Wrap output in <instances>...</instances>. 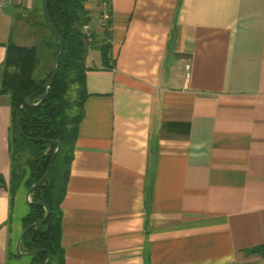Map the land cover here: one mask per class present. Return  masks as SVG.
Instances as JSON below:
<instances>
[{"label":"crops","instance_id":"obj_1","mask_svg":"<svg viewBox=\"0 0 264 264\" xmlns=\"http://www.w3.org/2000/svg\"><path fill=\"white\" fill-rule=\"evenodd\" d=\"M107 1L110 27L86 4L93 69L61 203L66 264H264V0ZM20 13L39 20L43 0L0 9V69L14 26L33 45ZM12 122L0 93V264H31L16 252L30 205L24 184L9 190Z\"/></svg>","mask_w":264,"mask_h":264},{"label":"trees","instance_id":"obj_2","mask_svg":"<svg viewBox=\"0 0 264 264\" xmlns=\"http://www.w3.org/2000/svg\"><path fill=\"white\" fill-rule=\"evenodd\" d=\"M88 0H47L50 24L44 16V27L49 33L45 44L52 48L54 60L59 54L60 43L51 27L62 38L64 51L59 60L57 73L48 88L52 76L49 72L40 79L35 78L39 64L36 46L17 45L11 38L7 44L6 58L0 69V93L10 96L13 113L11 130V176L10 194L13 197L24 184L29 189L40 181L53 163V156L60 142V150L46 180L31 195L32 201L45 203L50 213L46 221L29 230L23 241L25 251L40 250L31 256V264H66L61 246V203L67 192L74 148L79 126L84 118V104L88 97L86 89V65L94 41L84 30L91 22L86 9ZM111 44H101L99 50L103 68L111 69ZM39 106H26L40 102ZM19 115L17 117V111ZM1 180V178H0ZM46 216L43 206L31 204L28 215L23 219L26 229ZM255 251L264 256V246Z\"/></svg>","mask_w":264,"mask_h":264},{"label":"water","instance_id":"obj_3","mask_svg":"<svg viewBox=\"0 0 264 264\" xmlns=\"http://www.w3.org/2000/svg\"><path fill=\"white\" fill-rule=\"evenodd\" d=\"M43 10H44L45 17H46L47 21L49 22L50 19H49V13H48V9H47V0H43ZM49 24H50V22H49ZM51 30H52V32L55 34L56 38L58 39V41H59V43H60V51H59L58 56L56 57V59H55L54 62H53V66H52V76H51V78L49 79L48 84H47V87H48V88L52 85V82H53V80H54V78H55V76H56L58 63H59V60H60V58H61V56H62V54H63V51H64V43H63L62 38L59 36V34L55 31V29H54L53 27H51ZM46 96H47V92H46L45 95L43 96L42 100H41L40 102H38L37 104H31V103H30V100H29V99H26V100L23 102V105H26V106H39V105L43 102V100L45 99ZM18 115H19V110L17 111V117H18ZM59 150H60V142H57V150L55 151V154H54V156H53V163L51 164L50 169L46 172V174L42 177V179H41L40 181L34 183V184H33V185L27 190V193H26V200H27V202L29 203V205H31V204H35V205L43 206V207L46 209V216H45L43 219H41L40 221H38V222L34 223L33 225H31L30 227L24 229V231H23L22 234L20 235V237H19V239H18V241H17V244H16V252H17L18 255L29 256V257H31V256H33L36 252L40 251V250L22 251V241H23V239H24L26 233H27L29 230H31V229H33V228H35V227H37V226L43 224V223L46 221L47 217L49 216L50 211H49L48 207L45 205V203H43V202H39V201H35V202L32 201V199H31V195H32V192H33L38 186H40V185L46 180V178L48 177V175H49V173H50V170H51V168L53 167V164H54V161H55V157H56L57 153L59 152ZM41 250L47 252L48 257H47V260H46L45 264H49L50 261H51V254H50L46 249H41Z\"/></svg>","mask_w":264,"mask_h":264},{"label":"rangeland","instance_id":"obj_4","mask_svg":"<svg viewBox=\"0 0 264 264\" xmlns=\"http://www.w3.org/2000/svg\"><path fill=\"white\" fill-rule=\"evenodd\" d=\"M19 15L21 16L22 19L25 20L26 24H28V26L31 27V28L28 27V29L26 30V35L28 33L27 37L29 38L26 44L30 42V44H33L32 46H36L38 50L39 64L35 71V78L37 79L43 78L49 72V68L51 67L52 58H53L52 48L48 47L44 41L49 36L48 31L44 27L45 14L41 13L39 20H36L33 14L20 13ZM16 22H17V19L15 20V23ZM88 32H90V34H92L94 38V32H92V28L90 24H89ZM16 34H17V29H16V26H14L13 41L15 43L17 39Z\"/></svg>","mask_w":264,"mask_h":264},{"label":"built area","instance_id":"obj_5","mask_svg":"<svg viewBox=\"0 0 264 264\" xmlns=\"http://www.w3.org/2000/svg\"><path fill=\"white\" fill-rule=\"evenodd\" d=\"M24 0H0V9H7L10 5L15 3H21ZM98 11L100 13V20L104 27H110L109 22L111 20V5L107 0H99ZM85 33L91 37L89 30V25L84 27ZM190 66H186L187 75H189Z\"/></svg>","mask_w":264,"mask_h":264}]
</instances>
